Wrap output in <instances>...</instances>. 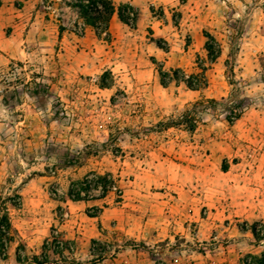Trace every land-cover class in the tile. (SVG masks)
I'll list each match as a JSON object with an SVG mask.
<instances>
[{"label": "rangeland", "instance_id": "obj_1", "mask_svg": "<svg viewBox=\"0 0 264 264\" xmlns=\"http://www.w3.org/2000/svg\"><path fill=\"white\" fill-rule=\"evenodd\" d=\"M113 1L138 10L135 26H90L75 0H0V198L12 223L0 264H155L131 248L141 243L160 264L261 254L250 230L264 228V0ZM235 83L252 99L241 120L209 112L193 131L167 127ZM38 84L44 109L28 95ZM51 145L63 150L47 158Z\"/></svg>", "mask_w": 264, "mask_h": 264}, {"label": "trees", "instance_id": "obj_2", "mask_svg": "<svg viewBox=\"0 0 264 264\" xmlns=\"http://www.w3.org/2000/svg\"><path fill=\"white\" fill-rule=\"evenodd\" d=\"M78 4V8L83 14L87 24L90 26L98 25H109L112 19L116 16L122 24L129 27L135 26L139 13L138 10L130 5L117 4L113 0H75ZM249 19L246 18L240 23V27L237 31L238 36H241ZM213 48L207 47V53L209 56L212 54ZM215 57V56H214ZM217 57V56H216ZM233 91L230 96L219 102L216 100H209L204 103H195L184 113L177 121L169 124L168 128L186 127L189 131H193L198 123L202 120L201 115L203 113L209 114V112L221 113L226 117L229 124H233L243 117L245 112L249 109L252 104V99L243 95L242 90L238 83L232 85ZM33 99H35L40 106L45 107L51 99V93L47 86L43 84H38L30 89L29 94ZM59 114V112H56ZM113 141H111L112 143ZM110 143V144H111ZM109 147V145H108ZM62 151L63 149L58 145H51L45 151L47 158L52 155ZM93 150L91 148L86 149L73 160L70 165L72 167L82 168L85 162L92 156ZM71 199L75 202L85 201L83 198H74L73 194L70 195ZM1 212H0V251H6L8 246L12 243L11 231L12 223L10 219L9 211L6 204L0 198ZM251 234L256 241V244L262 245L264 243V228L263 230H257L252 228ZM9 244V245H8ZM167 245H170L167 243ZM164 246V245H163ZM161 246V247H163ZM133 250H143L147 252L155 264L159 263L158 250L148 247L147 245L141 243L131 247ZM179 247H174L173 249H178ZM37 259V258H36ZM34 261H37V260ZM107 260L106 255L100 254L97 259L90 264H103ZM18 263L23 264L21 258L18 256ZM34 264H51L49 260H45L42 263ZM240 264H264V251L261 254L253 255L250 254L243 260Z\"/></svg>", "mask_w": 264, "mask_h": 264}]
</instances>
